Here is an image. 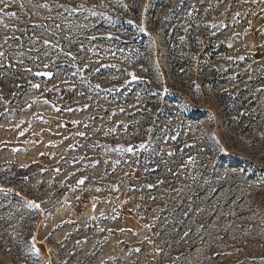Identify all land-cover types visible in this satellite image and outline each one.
I'll use <instances>...</instances> for the list:
<instances>
[{
  "label": "rangeland",
  "instance_id": "1",
  "mask_svg": "<svg viewBox=\"0 0 264 264\" xmlns=\"http://www.w3.org/2000/svg\"><path fill=\"white\" fill-rule=\"evenodd\" d=\"M0 53V264H264V0H0Z\"/></svg>",
  "mask_w": 264,
  "mask_h": 264
},
{
  "label": "snow or ice",
  "instance_id": "2",
  "mask_svg": "<svg viewBox=\"0 0 264 264\" xmlns=\"http://www.w3.org/2000/svg\"><path fill=\"white\" fill-rule=\"evenodd\" d=\"M10 15H15V14L10 13ZM0 55H3V53H0ZM45 75H50V73H45ZM81 135H83V134L81 133ZM129 151H131V149H129ZM79 183H83V180L79 181ZM37 207H38V205H37ZM137 251H139V250H137Z\"/></svg>",
  "mask_w": 264,
  "mask_h": 264
}]
</instances>
